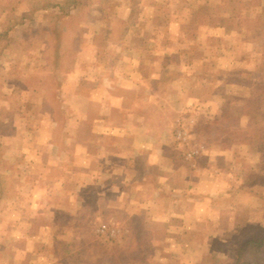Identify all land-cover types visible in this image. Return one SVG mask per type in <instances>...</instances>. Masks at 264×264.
Listing matches in <instances>:
<instances>
[{"label":"rangeland","instance_id":"1","mask_svg":"<svg viewBox=\"0 0 264 264\" xmlns=\"http://www.w3.org/2000/svg\"><path fill=\"white\" fill-rule=\"evenodd\" d=\"M86 1L68 17L64 0H0V264H219L217 231L235 253L264 225L247 144L264 124V0ZM222 140L243 145L210 150L217 218L187 206V184Z\"/></svg>","mask_w":264,"mask_h":264},{"label":"crops","instance_id":"2","mask_svg":"<svg viewBox=\"0 0 264 264\" xmlns=\"http://www.w3.org/2000/svg\"><path fill=\"white\" fill-rule=\"evenodd\" d=\"M262 31H264V30L258 31L259 32L258 34H260ZM262 37H264V36L262 35ZM263 42H264V40H261L259 44H263ZM127 129L130 131L129 127ZM141 130H142V128H138L137 129L138 132H140ZM225 143L226 144L228 143V145L232 146L233 148L241 147L243 145L242 141H236V140L235 141H233V140H230V141L224 140L223 141L222 140V142H220V143L218 141V144H216L215 146H208L207 152H205L203 154L204 162L202 163L203 164L202 167L193 166L192 173L188 176L189 182L187 184V192H189L188 193V200L190 202H189V204L187 206H190L191 202H192V204L202 205V210H201L202 212L201 213H203L204 216L212 215V217L222 218L223 215L221 213H223L224 211H221L220 207L223 206V208H225V205L227 204V202H225V200L222 198L224 196L225 192H221L219 189H215V188H211V189L207 188L206 190H204L203 189L204 185L201 188V185H200V182H199L201 180V178H203V177L205 178L208 173H212V175H214V174L215 175H221L222 174L221 173L222 169L221 168L219 169L218 166H217V162L219 161V159L221 160V158H219V159L211 158L209 153L211 152L210 150H212V149L213 150L214 149H218V150L222 149V147L225 145ZM247 144H248V146L250 145L252 150L255 151V154H256L258 160H261L260 162H262L264 160V156H263L262 150L257 147L255 140H249L247 142ZM215 166H217V167H215ZM256 179H258V178H256ZM113 182L112 181L111 182L108 181L106 183V185H105V186H107L106 187L107 189L109 188L108 189L109 192H111V188H112ZM115 186L118 187V192H126V190H127L124 186L119 185L118 182H116V185H114V188H115ZM138 186L140 187V191L139 192H141L142 189H143L142 188V183L139 182ZM174 187L172 188V190H174ZM96 189L97 190H94V192H102L103 191V190H101L103 188H96ZM258 203L260 204V206H262L264 202L260 201ZM177 207L178 206H176V208ZM215 207L218 208V210L216 212H214V211L210 212V209L211 208H215ZM144 209H146V208H144ZM194 212L195 211L193 210L192 211V215H194ZM214 214H216L217 216H215ZM182 218L183 217H180V219L179 218L178 219L182 220ZM162 221H164V220L162 219ZM256 221H258V222H256ZM256 221L254 222L253 227L251 226L252 228L257 229V228H260V227H264V225L261 222L262 219H259V220L257 219ZM188 222L192 223L191 219H189ZM166 225L168 226L167 223H166ZM172 225H175V223H172ZM180 225H181V223H179V226H177V224L175 226H176V228L177 227L181 228ZM189 226H191V225L188 224V227ZM217 228H219V230H220V227L217 226ZM218 233H219L218 236H214L215 237L214 242L217 244V248H216V252H215V255H216L215 258L218 260L219 264H226L225 256L223 254L221 255V251L223 252L222 246L225 243V238H224V236H222V231L221 232L217 231V234ZM235 233L237 234V232L234 231V235H235ZM192 234H193L192 231L189 230L188 231V236L191 237L190 235H192ZM208 237L211 239L210 236H208ZM210 239H209V241H210V244H211L212 240H210ZM192 243H193V240H192Z\"/></svg>","mask_w":264,"mask_h":264},{"label":"trees","instance_id":"3","mask_svg":"<svg viewBox=\"0 0 264 264\" xmlns=\"http://www.w3.org/2000/svg\"><path fill=\"white\" fill-rule=\"evenodd\" d=\"M19 4L25 2L26 0H16ZM90 2L86 0H64L62 4L59 5V8L63 13L69 16L70 12L73 10H77L79 8L89 6ZM62 33L61 30H56L53 34H51V38L54 42H57V44L60 43L62 40ZM8 33H5V35H0V38H4L7 40ZM55 45V44H54ZM59 51V49H57ZM61 57L58 53L55 54V57L52 60L53 65V72L55 73L57 70V67L59 65ZM53 84L56 88H59L58 82L53 78L52 80ZM58 84V85H56ZM53 103L55 106H59V108H55V115L57 118H59L60 121L64 120V116L62 114L63 112V104H59L57 98H56V92H53ZM64 122V121H63ZM264 125V124H263ZM263 125L255 123L253 125V139L256 142V145L259 149L262 150L263 156H264V131H263ZM62 125L60 124V128ZM232 134V133H229ZM253 231L248 234V231L241 235L238 239H240V247L236 250L234 253L233 251H229V244L224 243L222 246L223 249V255L226 258V264H264V230L260 229L258 231H255L256 229H252ZM250 232V231H249ZM229 252V254H227Z\"/></svg>","mask_w":264,"mask_h":264}]
</instances>
